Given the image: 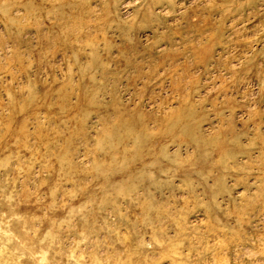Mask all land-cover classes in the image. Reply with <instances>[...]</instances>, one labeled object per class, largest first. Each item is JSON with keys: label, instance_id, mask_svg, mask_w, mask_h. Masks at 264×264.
Returning a JSON list of instances; mask_svg holds the SVG:
<instances>
[{"label": "rangeland", "instance_id": "obj_1", "mask_svg": "<svg viewBox=\"0 0 264 264\" xmlns=\"http://www.w3.org/2000/svg\"><path fill=\"white\" fill-rule=\"evenodd\" d=\"M0 264H264V0H0Z\"/></svg>", "mask_w": 264, "mask_h": 264}]
</instances>
